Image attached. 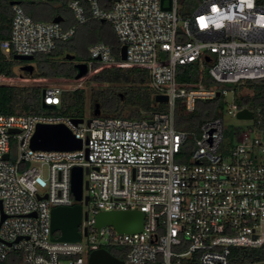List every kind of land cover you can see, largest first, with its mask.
Instances as JSON below:
<instances>
[{"label":"built area","instance_id":"built-area-1","mask_svg":"<svg viewBox=\"0 0 264 264\" xmlns=\"http://www.w3.org/2000/svg\"><path fill=\"white\" fill-rule=\"evenodd\" d=\"M184 1L68 3L75 22L106 21L119 49L125 46L121 59L102 41L90 44L86 74L93 65L94 71L146 69L154 99L165 95L167 107L139 118L89 114L81 121L0 114V264H87L99 248L118 249L123 264H230L233 248L264 246V113L250 100H237L253 95L242 93L243 85L264 80V4L192 0L185 9ZM74 32L75 25L33 19L14 0L0 48L5 55L49 53ZM188 64L198 66L199 79L177 81V67ZM83 77H50L42 103L58 106L61 93L79 88ZM15 80L0 75L3 83ZM228 94L229 103L200 122L198 133L177 128L178 107L193 112L197 101L226 102ZM242 110L252 116L241 118L249 121L241 129L221 117ZM59 123L81 140L80 148L30 146L38 125ZM74 166L83 171V231L76 241L52 240L51 209L78 202L71 193ZM103 210H141L142 229L97 226Z\"/></svg>","mask_w":264,"mask_h":264},{"label":"trees","instance_id":"trees-1","mask_svg":"<svg viewBox=\"0 0 264 264\" xmlns=\"http://www.w3.org/2000/svg\"><path fill=\"white\" fill-rule=\"evenodd\" d=\"M13 1L14 0H0V42L6 39L9 34L11 4ZM29 1L31 0H17L22 7ZM54 1H58L62 4L63 8H66L71 0ZM191 1L192 0L184 1L183 6L185 9L191 4ZM257 2L262 3L264 0H257ZM102 22L107 23L106 21ZM108 26L109 28L105 29L103 32V40H95L94 42L102 41L108 44L112 49V53L118 58L119 43L111 25L109 24ZM65 49V45L64 47H61L58 43L57 47L52 52L34 54L32 60L26 61L15 60L13 55H5L0 48V75L15 77L19 75L16 71V67L20 62L34 61L38 70V77H75V74L77 73L75 64L77 62H74V60L76 59L73 58V60H67L61 57L59 58ZM88 59L89 56L87 49L86 56L77 60L78 62L82 61L86 63ZM92 67L94 68L95 65ZM22 74L23 76H27L26 72H22ZM176 79L179 82L197 81L199 79L198 66L196 64L179 65L177 67ZM91 80L107 84H117L113 88L110 87V90L99 89L98 91L94 90L92 93L96 99L100 100V116H126L139 118L153 111L165 110L167 107L163 102H155L154 91L148 85L149 73L146 69L135 67L103 68L98 70L91 77ZM203 82L210 84V81L207 78H204ZM249 85L254 88L253 95L242 96L237 100H250L252 103L261 106L264 113V82H250ZM43 87L44 84L38 82L22 84L0 83V114H55L69 116L71 118H82L85 116V89L79 87L72 90H64L61 93V101L58 106L46 107L41 100ZM110 98L113 100H109ZM94 104L95 102L90 106V115H94ZM178 105L180 104L178 103ZM183 111L182 107H178L175 119L177 128L181 130H184V126L180 119V113ZM104 112L111 114H103ZM202 121L203 120L197 121V124ZM109 251L119 258L123 257L116 248H109ZM229 259L230 264H242L264 260V246L257 249L233 248Z\"/></svg>","mask_w":264,"mask_h":264},{"label":"water","instance_id":"water-1","mask_svg":"<svg viewBox=\"0 0 264 264\" xmlns=\"http://www.w3.org/2000/svg\"><path fill=\"white\" fill-rule=\"evenodd\" d=\"M168 9L169 6L164 7ZM60 17L52 18V21H59ZM102 21V20H101ZM120 58H125V46L119 49ZM15 60L30 61L33 55L14 54ZM67 59H73L74 55L67 54ZM208 59V56H205ZM76 78L87 73L88 65L85 62H77ZM30 71V70H29ZM27 77H38L37 73L30 71ZM44 90H42V95ZM155 101L166 102L165 95H156ZM44 106L53 107L54 104H44ZM94 115L100 114L99 103L94 104ZM252 114L248 110L238 112L239 118H251ZM74 121H81L82 118H73ZM89 121V119H88ZM11 132L15 129H11ZM30 146L34 149L43 150H72L81 147V140L75 138L74 135L64 124H41L38 125L31 139ZM7 157V154L4 155ZM86 186V185H85ZM82 190H83V171L80 166H74L71 170V193L77 203L70 206L58 205L51 209V239L56 241H76L79 240L81 234L78 226L82 218ZM87 202V196L84 197ZM144 222V212L141 210H103L99 211L95 216L97 226L110 225L121 232H137L142 229ZM54 234H58L54 236ZM87 264H123V259L113 255L109 250L99 248L92 250L87 259Z\"/></svg>","mask_w":264,"mask_h":264},{"label":"rangeland","instance_id":"rangeland-1","mask_svg":"<svg viewBox=\"0 0 264 264\" xmlns=\"http://www.w3.org/2000/svg\"><path fill=\"white\" fill-rule=\"evenodd\" d=\"M264 4V2H262ZM73 25H75V32L73 36L67 41L63 42L64 45H66L67 48H69L71 51L74 52H68L75 55L74 59L78 61L77 59L83 58L86 56V48L88 44H91L95 40H103V32L105 29L109 28L108 23H103L100 20L97 19H89L85 21L84 23H77L75 22ZM73 60V59H71ZM33 71L34 73H37V67L34 61L32 62H20V64L16 67V71L19 75L16 77V82L18 81V84L22 83H31V82H38L43 84H48L50 81L49 77H27L23 76L22 72H26L29 74L30 71ZM97 72V70L94 71L93 68L90 69L88 74H84V77L82 78L83 82L80 88L85 89L86 92V113L85 115H89L90 106L93 104V102L99 103L100 100L96 99L94 95L92 94L94 90L99 89H108L110 90V87H114L117 84H107V83H101L91 80V77ZM5 82V81H4ZM252 83H260L264 82V80H251ZM246 83L242 86L241 90L242 93H253L254 88L253 86H250L249 83ZM0 83H3L0 81ZM64 87H67L70 89V84L63 83ZM107 90V91H108ZM119 91V90H116ZM225 101H221L220 99H216L213 101H197L196 102V109L193 112H181L180 113V119L182 122V125L184 126V130L189 131L191 133V136L193 133H198V125L197 121L199 120H205L208 118H211L212 116L219 115V108L224 107L225 104L229 103L231 99V95L228 94L225 97ZM109 100H113L110 98ZM103 114H111L104 112ZM127 114V113H124ZM221 117L223 118V121L225 123H230L233 126L241 129L245 125L249 124V121L238 118L236 116H232L229 114L222 113ZM83 211H87V206L83 205ZM80 231H83V228L79 227ZM242 264H264V260L256 261V262H246Z\"/></svg>","mask_w":264,"mask_h":264},{"label":"crops","instance_id":"crops-1","mask_svg":"<svg viewBox=\"0 0 264 264\" xmlns=\"http://www.w3.org/2000/svg\"><path fill=\"white\" fill-rule=\"evenodd\" d=\"M23 7H24L26 13L30 17H32L33 19H36V20L48 21L54 17H60L59 21L61 22V24L63 26H70V25H73L75 23V18L73 16L72 11L68 7L63 8L62 4L59 3L58 1H54V0H31L27 3H25ZM57 12L59 14H61L62 16L59 15ZM89 45L90 44L87 45V48L85 50L86 54H87V49H88ZM59 46L64 47V43H59ZM65 47H66V45H65ZM68 52H74V51H71L69 48L66 47V49L64 50L62 55L59 56V58L61 57V58L67 59L66 55L70 54ZM72 55H74V54H72ZM74 57H75V55H74ZM67 60H71V59H67ZM74 62H78V61L74 60Z\"/></svg>","mask_w":264,"mask_h":264}]
</instances>
